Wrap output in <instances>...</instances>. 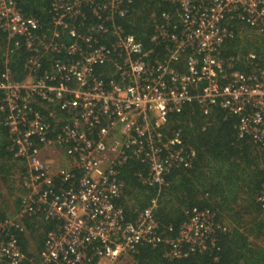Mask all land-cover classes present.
<instances>
[{"label": "built area", "instance_id": "2783aa9c", "mask_svg": "<svg viewBox=\"0 0 264 264\" xmlns=\"http://www.w3.org/2000/svg\"><path fill=\"white\" fill-rule=\"evenodd\" d=\"M162 1L171 9L155 20L146 47L119 23L133 0H52L46 23L17 0H0V122L25 168L19 217L0 222V264H26L17 234L25 230L22 215L55 221L39 264H122L162 242L157 199L133 222L116 204L120 168L137 158L152 184L173 166L191 167L195 148L181 130L166 131L170 114L188 102L204 115L215 108L236 115L239 137L264 146V67L241 71L222 54L237 35L264 38V0ZM20 50L22 81L9 66ZM56 149L64 162L53 168L46 152ZM257 199L264 209V187ZM219 228L209 209L194 207L166 256L211 248Z\"/></svg>", "mask_w": 264, "mask_h": 264}, {"label": "trees", "instance_id": "16d2710c", "mask_svg": "<svg viewBox=\"0 0 264 264\" xmlns=\"http://www.w3.org/2000/svg\"><path fill=\"white\" fill-rule=\"evenodd\" d=\"M52 0H17L26 15L43 22L50 19ZM171 9L162 0H133L129 12L119 19L127 32L149 47L155 20L161 11ZM5 34L0 32V46ZM250 50L258 57L248 59ZM164 58L165 50L156 51ZM226 57H234L236 69L248 71L252 64L264 67V38L255 34L237 35L222 49ZM0 48V76L3 71ZM24 50L18 51L10 62L15 78L22 81L26 72ZM45 112V111H44ZM48 114V112H47ZM238 117L215 108L204 115L196 101L186 104L180 113H171L166 131L168 137L181 130L184 144L194 147L196 156L191 167L173 166L164 182L149 183V166L137 158L129 159L120 168L123 182L117 205L124 207L127 221L133 222L153 199L158 200L155 218L160 224L163 241L156 247L146 245L135 257L122 264H264V209L258 201L264 187V146L249 136L239 137ZM9 130L0 122V222L15 217L8 197H14L15 210H20L24 193V165L8 150ZM194 207L209 209L219 228L216 243L211 248L183 258H169L170 241L179 237L181 226L189 221ZM25 230L17 234L26 255V264H39L48 230L55 221L40 215H22ZM1 240V238H0ZM95 264V263H94Z\"/></svg>", "mask_w": 264, "mask_h": 264}, {"label": "rangeland", "instance_id": "374dc122", "mask_svg": "<svg viewBox=\"0 0 264 264\" xmlns=\"http://www.w3.org/2000/svg\"><path fill=\"white\" fill-rule=\"evenodd\" d=\"M61 152L62 151L60 149H56V150H53V151H47L46 152V157H48L49 159H52V160L55 158L57 163L61 165V164H63V163H61V160H63V156H62ZM63 162H64V160H63ZM7 199L9 201V204H10L11 211H12L13 215L16 216V217H19V212H17L15 210V201L16 200L14 199V197L10 196Z\"/></svg>", "mask_w": 264, "mask_h": 264}, {"label": "crops", "instance_id": "0c3cea01", "mask_svg": "<svg viewBox=\"0 0 264 264\" xmlns=\"http://www.w3.org/2000/svg\"><path fill=\"white\" fill-rule=\"evenodd\" d=\"M49 159V158H48ZM49 162L52 164L53 168L56 167L58 165L56 159L54 158L53 160L52 159H49ZM61 163H63V160H61Z\"/></svg>", "mask_w": 264, "mask_h": 264}]
</instances>
